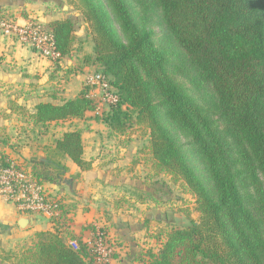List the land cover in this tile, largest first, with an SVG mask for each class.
<instances>
[{
  "label": "trees",
  "instance_id": "obj_1",
  "mask_svg": "<svg viewBox=\"0 0 264 264\" xmlns=\"http://www.w3.org/2000/svg\"><path fill=\"white\" fill-rule=\"evenodd\" d=\"M71 2L91 28L94 63L119 95L99 119L119 135L135 125L145 127L154 174L182 184L195 197L200 214L186 227L161 230L156 235L164 237L160 248L138 260L264 264V0ZM155 13L195 72L192 82L211 93L221 123L178 79V67L157 45L151 27ZM43 26L53 32L62 58L70 56L78 39L75 19H54ZM89 91L85 87L62 104L41 102L30 116L41 125L83 118L97 108ZM51 150L82 170L92 167L79 129L65 131ZM187 150L195 152L204 175ZM33 171L41 181L57 182L61 174ZM68 238L76 239L58 227L39 231L32 244L3 250L0 257L7 264H95L86 242L77 240L80 248L75 250Z\"/></svg>",
  "mask_w": 264,
  "mask_h": 264
},
{
  "label": "crops",
  "instance_id": "obj_2",
  "mask_svg": "<svg viewBox=\"0 0 264 264\" xmlns=\"http://www.w3.org/2000/svg\"><path fill=\"white\" fill-rule=\"evenodd\" d=\"M54 4H57V0H0V20L10 17L45 24L71 16L54 13ZM76 34L80 36V33ZM92 58L94 60L95 56ZM71 64H74L72 54L55 63L38 55L30 47L4 36L0 30V151L27 162L33 170L61 171L57 182H43L50 192L62 199L59 216L53 218L23 213L14 202L0 199V254L3 250L13 251L17 242L34 237L36 232L54 230L55 227L64 234L71 233L76 240L89 241L88 237L94 233L93 229L85 228V222L97 223L95 219L105 213L108 218H115L116 221L112 219L111 222H115L117 230L126 228L122 233L130 235L126 240L132 247V253L139 242L137 239L146 230V207L149 204L142 191L148 190V186L143 185L140 179L127 177L124 167L131 163L137 149L135 146L119 145L116 140H124L126 135L111 132L99 119L101 114L98 108L87 111L83 118L45 125L35 124L30 116L35 113L39 103L62 104L64 99L74 98L86 87L91 67L79 61L78 69L71 72ZM74 129L81 131L84 157L92 161L89 170H82L68 156L58 158L51 153L54 140L65 131ZM54 160L59 162L60 167L56 166ZM122 168L118 174L117 171ZM126 188L140 193L122 195ZM122 201L132 204L139 214L131 215L133 211L130 210V215L122 216ZM23 216L30 217V224L25 228L18 223ZM119 258V254H116L113 262L116 264ZM6 263L0 257V264Z\"/></svg>",
  "mask_w": 264,
  "mask_h": 264
},
{
  "label": "rangeland",
  "instance_id": "obj_3",
  "mask_svg": "<svg viewBox=\"0 0 264 264\" xmlns=\"http://www.w3.org/2000/svg\"><path fill=\"white\" fill-rule=\"evenodd\" d=\"M64 6L66 7L65 9L63 8ZM53 9L55 10L54 13H62L63 15L71 14V17H73L76 21V32L80 33V36L77 35L78 39L72 53L74 64H71L70 71L73 72L78 69L79 61L80 63L89 64V67H91L90 73L100 71V66L94 63L92 58L95 56L93 50L94 43L92 39V31L88 23L84 20L82 12L76 8L75 4L71 2V0H57V4L53 5ZM65 11H67V14H64ZM151 27L155 31L154 38L157 45L168 53L173 66L178 67L180 72L178 79L184 83V85L202 105L210 110L213 118L221 123L219 116L215 113L211 93L206 88H201L199 85L197 87V85L192 82V79L196 77L195 72L191 70L186 57L180 51L170 34L166 31L158 13H155L152 16ZM88 53H93V55ZM94 100L97 103V108L99 109L101 115L110 110L111 106H109L106 102H103L98 98H94ZM179 138L182 142L186 141V139L181 135H179ZM116 141L119 142V145L127 147L135 146L137 149L131 163L124 168L128 174V178L131 180L135 178L140 179L143 182V185L148 186V190L142 191L143 197L149 204V206L146 207L148 214L146 230L137 239L139 242H137V246L132 253V247L127 244L126 240L130 235H124L122 233L123 231H126L125 227L118 230L116 229L115 222H111L112 219H115L113 216L108 218V215L105 213L101 218L99 217L98 219H95L97 223L94 221H86L84 226L86 229L95 230V232L100 230L105 233V236L108 237V239L110 238L109 243L113 254L116 253L120 256V258L116 261V264H122L123 262H127L128 264H142L138 260L139 257H144L149 249L157 251L162 245L164 237L161 239L156 238V235H158L161 230H165L170 227H186L192 220H198L200 214L196 210L195 197L192 193L187 191L182 184H175L172 181V178L164 173L160 175L154 174L152 166L153 158L151 152L149 151L150 143L148 130L145 127L135 125L134 128L126 135L124 140L122 139ZM187 154L193 164L199 168L198 170L201 175H204V167L199 163L195 152L187 150ZM124 168L119 169L117 171L118 174L122 172ZM134 193L137 195L140 192H135L132 191V189L126 188L124 189V193L122 195L131 196ZM157 196L159 197L158 199H156ZM134 208L135 207H132V204L130 205L128 201H125L123 203V210L121 211L123 214L122 216H126L128 214L130 215V210L133 211L131 215L133 213L139 214V210L137 211ZM93 237L94 235L88 238L89 240H92ZM32 238L34 239V237H31L17 242L14 250L17 251L19 248L27 246L33 241ZM85 238L88 239L87 237H84L83 239ZM111 240H114V242L112 243ZM113 263L115 264V262H112V264Z\"/></svg>",
  "mask_w": 264,
  "mask_h": 264
},
{
  "label": "built area",
  "instance_id": "obj_4",
  "mask_svg": "<svg viewBox=\"0 0 264 264\" xmlns=\"http://www.w3.org/2000/svg\"><path fill=\"white\" fill-rule=\"evenodd\" d=\"M0 30L4 36L30 47L44 58L55 63L63 59L56 48L53 32L38 21L4 17L0 20ZM86 86L90 88L88 97L92 99L98 98L109 106L115 105L119 100L110 77L103 71L91 73L86 79ZM0 199L14 202L23 213L40 214L50 218L59 216L62 206L61 197L47 189L28 163L1 151ZM109 242L110 238L100 230L95 232L92 240L86 241L92 250L95 264H112L113 251ZM68 244L75 250L80 248L76 239H69Z\"/></svg>",
  "mask_w": 264,
  "mask_h": 264
},
{
  "label": "water",
  "instance_id": "obj_5",
  "mask_svg": "<svg viewBox=\"0 0 264 264\" xmlns=\"http://www.w3.org/2000/svg\"><path fill=\"white\" fill-rule=\"evenodd\" d=\"M18 223L22 228H25L30 224V217L23 216L19 219Z\"/></svg>",
  "mask_w": 264,
  "mask_h": 264
}]
</instances>
